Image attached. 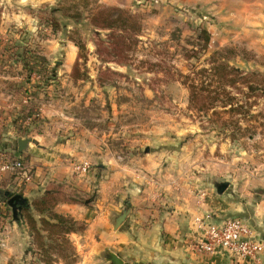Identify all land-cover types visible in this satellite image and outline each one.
Segmentation results:
<instances>
[{
	"label": "rangeland",
	"instance_id": "rangeland-1",
	"mask_svg": "<svg viewBox=\"0 0 264 264\" xmlns=\"http://www.w3.org/2000/svg\"><path fill=\"white\" fill-rule=\"evenodd\" d=\"M72 1L80 16L56 12L54 30L60 0L0 4V161L20 159L21 172L38 177L27 184L21 172L0 173V193L30 201L50 193L51 209L67 216L65 204L95 208L105 194L134 192L169 210L202 197L209 208L232 201L253 215L264 198V32L249 48L222 20L228 6L217 17L194 0H90L85 9ZM111 12L118 21L106 27ZM201 28L210 34L205 49ZM215 52L258 89L201 73ZM211 79V93L201 90ZM230 97L244 107L229 110ZM18 138L29 140L21 151ZM85 161L86 173L74 171ZM122 200L118 213L130 207ZM67 238L45 262L25 219L15 222L0 200V264H83ZM110 252L100 253L104 264Z\"/></svg>",
	"mask_w": 264,
	"mask_h": 264
},
{
	"label": "crops",
	"instance_id": "crops-1",
	"mask_svg": "<svg viewBox=\"0 0 264 264\" xmlns=\"http://www.w3.org/2000/svg\"><path fill=\"white\" fill-rule=\"evenodd\" d=\"M38 1L43 0H0V4L24 5ZM194 1L197 10L205 7L217 17L221 15V10L228 6L227 15L222 16V20H227L224 23L234 24L232 26L227 23L235 30L234 36L248 38V44L251 46L249 48L256 49V44L264 32V0ZM26 150L29 153L30 149ZM34 159L36 158H32ZM67 177L74 176L69 173ZM35 182H38V177L34 176L31 183ZM107 184V181H100L101 187ZM120 200L122 197L118 199L116 196L113 198L105 194L102 201L98 200L94 204L95 208L82 209L77 203L65 204L74 219L86 222L82 232L72 233L76 238L75 247L81 248L79 255L82 260H78V263L104 264L99 255L110 249L119 255L122 264H252L224 249H217L211 254L197 252L192 244V219L195 215L208 214L211 221L217 223L231 217L240 218L253 229L256 238L264 241V198L255 203L253 215L247 216L242 211L243 207L232 201L228 202L227 208L219 205L209 208L208 203L198 197L196 200L191 199V203H180L176 209L169 210L158 206L164 204L163 199L153 200L145 193L134 192L131 199H127L130 203L127 219L115 230L112 221L113 216L120 210Z\"/></svg>",
	"mask_w": 264,
	"mask_h": 264
},
{
	"label": "trees",
	"instance_id": "trees-1",
	"mask_svg": "<svg viewBox=\"0 0 264 264\" xmlns=\"http://www.w3.org/2000/svg\"><path fill=\"white\" fill-rule=\"evenodd\" d=\"M80 1V3H82L81 8L85 9L90 0ZM78 5L79 3L76 4V2L72 0H60L58 5L50 11L51 18H49V20L50 26L53 27V30L57 29L54 14L56 12H63L64 14H67L72 18L79 17L80 12L77 9ZM115 12H117V10ZM115 12H111L104 19L106 20L104 26L112 27L117 23L118 20L117 16H115L114 14ZM197 38L203 41L201 47L204 49L207 48L210 40V34L208 30L205 28H201L199 34L197 35ZM75 45L78 47L79 51H82L84 49V45L82 43L78 42L75 43ZM216 54L219 53L215 52V57L213 54V63H211L210 69L202 68L201 73L211 72L209 75H211L212 77L217 76L218 83L223 86L225 85V83L233 84L237 79H239L242 82L247 83V88L251 92L258 89V85L249 83L250 80L248 81L249 78L246 74H242L241 71H239L235 67L229 66L225 62L217 61L218 58H216ZM209 82L210 83H208V85L204 84L205 86L201 84V86L203 87H201L200 89L204 91L207 89L206 91H208V93H211V88H207V86H211L212 79ZM194 86L196 85H193L192 87ZM232 99L233 97H230V99L228 101H224V103L229 104V110L234 111L235 109H237L240 111L244 107V103H233V101H231ZM32 176L34 177V175ZM51 199L52 195L50 193H45L42 196L33 199L32 201L19 193H12L9 190H4L0 193V200L3 202L5 209L11 213V217L13 218V220L19 223L25 219V222L30 228L31 235L33 236L32 243L37 245V248H39L38 250L41 251L43 258L47 259L43 260L47 263H49L48 261H50V257L48 258V256L46 255L49 254L50 250H55L56 252L62 251L64 245L68 243L67 236L71 233L82 232L86 227V223H80L78 220L74 219L71 216L63 215L53 211L50 204ZM33 212L38 214L37 219ZM43 232H46L45 238L48 239L49 243H46L44 241Z\"/></svg>",
	"mask_w": 264,
	"mask_h": 264
},
{
	"label": "built area",
	"instance_id": "built-area-1",
	"mask_svg": "<svg viewBox=\"0 0 264 264\" xmlns=\"http://www.w3.org/2000/svg\"><path fill=\"white\" fill-rule=\"evenodd\" d=\"M24 169L20 159L0 161V173H17ZM90 169V163L82 162L74 166L80 174ZM20 181L31 183L33 176L21 172ZM193 223V248L199 253H214L224 249L234 256L248 260L252 264H264V241L256 238L253 229L242 219L231 217L221 222H213L208 214L195 215Z\"/></svg>",
	"mask_w": 264,
	"mask_h": 264
},
{
	"label": "water",
	"instance_id": "water-1",
	"mask_svg": "<svg viewBox=\"0 0 264 264\" xmlns=\"http://www.w3.org/2000/svg\"><path fill=\"white\" fill-rule=\"evenodd\" d=\"M17 143H18L17 148L19 151H21L27 146V144L29 143V140L26 138H18ZM225 185L226 183H223L219 187V192H221V190L223 189ZM125 203L126 205L130 204L128 200ZM128 212H129L128 209H124L120 213L116 214L115 217H113V221H112L113 228L119 227V225L125 220ZM107 260L110 261L112 264H122V259L115 253L110 252Z\"/></svg>",
	"mask_w": 264,
	"mask_h": 264
}]
</instances>
